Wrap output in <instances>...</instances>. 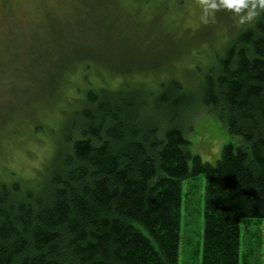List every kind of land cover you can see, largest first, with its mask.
Segmentation results:
<instances>
[{
	"label": "trees",
	"instance_id": "trees-1",
	"mask_svg": "<svg viewBox=\"0 0 264 264\" xmlns=\"http://www.w3.org/2000/svg\"><path fill=\"white\" fill-rule=\"evenodd\" d=\"M253 27L202 80L237 139L215 165L190 152L180 84L155 104L165 120L146 92H90L43 184L0 182V264H180L183 184L202 175L201 264H243L241 220L264 225V11Z\"/></svg>",
	"mask_w": 264,
	"mask_h": 264
},
{
	"label": "rangeland",
	"instance_id": "rangeland-1",
	"mask_svg": "<svg viewBox=\"0 0 264 264\" xmlns=\"http://www.w3.org/2000/svg\"><path fill=\"white\" fill-rule=\"evenodd\" d=\"M200 3L0 0V182L42 185L90 92H146L148 111L165 120L154 107L171 81L191 97L179 114L190 152L215 165L237 139L203 103L202 80L260 14L238 25L219 9L204 22ZM205 184L204 175L183 184L180 264H201ZM241 226L243 264H264L263 223Z\"/></svg>",
	"mask_w": 264,
	"mask_h": 264
},
{
	"label": "clouds",
	"instance_id": "clouds-1",
	"mask_svg": "<svg viewBox=\"0 0 264 264\" xmlns=\"http://www.w3.org/2000/svg\"><path fill=\"white\" fill-rule=\"evenodd\" d=\"M201 20L207 19L215 11L223 9L233 14L238 25L252 22L264 11V0H201Z\"/></svg>",
	"mask_w": 264,
	"mask_h": 264
}]
</instances>
